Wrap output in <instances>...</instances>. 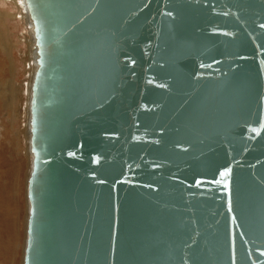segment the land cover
<instances>
[{
    "label": "water",
    "instance_id": "1",
    "mask_svg": "<svg viewBox=\"0 0 264 264\" xmlns=\"http://www.w3.org/2000/svg\"><path fill=\"white\" fill-rule=\"evenodd\" d=\"M25 2L22 264H264V0Z\"/></svg>",
    "mask_w": 264,
    "mask_h": 264
},
{
    "label": "rangeland",
    "instance_id": "2",
    "mask_svg": "<svg viewBox=\"0 0 264 264\" xmlns=\"http://www.w3.org/2000/svg\"><path fill=\"white\" fill-rule=\"evenodd\" d=\"M19 15L12 0H0V264H22L27 215L25 178L29 162L27 166L21 109L30 48L28 52L29 32Z\"/></svg>",
    "mask_w": 264,
    "mask_h": 264
},
{
    "label": "bare ground",
    "instance_id": "3",
    "mask_svg": "<svg viewBox=\"0 0 264 264\" xmlns=\"http://www.w3.org/2000/svg\"><path fill=\"white\" fill-rule=\"evenodd\" d=\"M12 1L14 2V6H16L18 8V11L22 14V15H19V16L22 17L23 22L26 24L25 25L26 32H29V34L27 33V49H28V52H29V48H30V54H29L30 63H29V58H28L27 61L30 64V66H29V70H28V75H27L26 80H25V92H23V94H25V99H24V102H23L24 103L23 104L24 107L22 106L21 110H23V113H24L23 116L25 117L24 118V125H23L24 126V131L26 132V136H25V139H26V142H25V154L27 156V166H28V162H29V169H30L32 152H31L30 143H29L30 122L28 120V117H29L30 83H31V80H32V77H33L35 66H36V61H35L36 51H35V45H34V37H33V34H32V23H31V20L29 18V15H28L26 2H25V0H12ZM21 7H22L23 11H21V9H20ZM26 26H27L28 29H26ZM28 35H30V39H29ZM29 40H30V42H29ZM28 52H27V54H28ZM29 169H27V173H26L27 176H28V173H29ZM27 176L25 178L26 179V184H27ZM25 200H26V207L25 208H27V214H28V200H27V195H26V187H25ZM24 220H25V222H24V225H25V237L23 236L21 251H22V249L24 250L25 239H26V222H27L26 213H25V216H24ZM23 229H24V226H23ZM22 256H23V252H22Z\"/></svg>",
    "mask_w": 264,
    "mask_h": 264
},
{
    "label": "snow or ice",
    "instance_id": "4",
    "mask_svg": "<svg viewBox=\"0 0 264 264\" xmlns=\"http://www.w3.org/2000/svg\"><path fill=\"white\" fill-rule=\"evenodd\" d=\"M261 27H264V25H261ZM227 174H228L227 171L220 173L221 176H226Z\"/></svg>",
    "mask_w": 264,
    "mask_h": 264
}]
</instances>
